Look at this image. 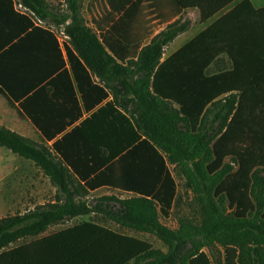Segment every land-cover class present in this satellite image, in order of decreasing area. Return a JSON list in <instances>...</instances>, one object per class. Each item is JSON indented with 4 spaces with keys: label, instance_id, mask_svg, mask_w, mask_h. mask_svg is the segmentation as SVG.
<instances>
[{
    "label": "trees",
    "instance_id": "obj_1",
    "mask_svg": "<svg viewBox=\"0 0 264 264\" xmlns=\"http://www.w3.org/2000/svg\"><path fill=\"white\" fill-rule=\"evenodd\" d=\"M67 1L70 13L62 17L72 18L67 32L76 51H69L74 76L80 84L82 78L88 81L90 93L99 91L104 99L108 94L93 82L96 75L115 97L85 121V127L95 125L85 143L72 142L78 137L77 127L53 144L55 154L0 125V147L32 162L57 187L50 200L0 217V264L168 261L147 240L95 221L42 235L52 224L93 212L81 196L103 184L136 194L97 198V204L120 206L125 217L117 222L138 231L154 225L161 237L174 234L158 219L159 214H171L178 198L171 166L182 172L189 185L193 174L204 175L214 195L227 199L233 209L232 216L223 219L211 214L208 222L215 228L222 226L214 237L225 247V264H264V122L260 120L264 111V7L256 8L250 0L237 2L163 60L166 46L191 22L178 19L144 45L149 29L141 22L137 27L135 19L145 18V10L152 8L163 20H171L196 6L201 19L207 20L237 0H203L201 4L198 0V5L152 0L148 6L143 0H107L111 10L105 37L81 20V0ZM23 2L38 15L57 19L46 0ZM223 54L231 60V68L210 73L211 64ZM115 84L119 94L123 92L122 106L127 110L133 103L134 113L127 115L115 107L120 105ZM209 116L219 126L207 138L203 130ZM78 152L90 162L89 173L79 171L80 178L94 174L83 186L75 184L71 171L77 169ZM215 205L212 212L218 214ZM21 240L22 244L13 246ZM181 264L212 262L198 249L184 255Z\"/></svg>",
    "mask_w": 264,
    "mask_h": 264
},
{
    "label": "crops",
    "instance_id": "obj_2",
    "mask_svg": "<svg viewBox=\"0 0 264 264\" xmlns=\"http://www.w3.org/2000/svg\"><path fill=\"white\" fill-rule=\"evenodd\" d=\"M132 1L134 3L135 0ZM184 1L186 4L194 5L203 3V0L199 3L198 0ZM239 1L241 0L231 3L207 20L201 19V12L196 6L184 9L171 20H163L152 8H149L144 11L147 13L145 18L144 15L143 17L139 15L135 19V25L138 27L141 22L148 27L150 35L144 41L146 45L170 23L185 15L191 24L166 46L163 55L165 60ZM250 1L256 8L264 7V0ZM257 1L260 2L257 3ZM46 2L49 9L56 14L57 19L38 15L24 4L23 0H0V125L52 150L55 142L62 141L65 135L77 127L80 131L76 134L78 137H74L72 142L78 145L85 143V137L94 133L92 130L95 129V125L92 127L90 123L86 127L83 126L85 121L91 119L93 114L104 108L108 102H113L115 96L106 87V82H101L96 75L91 77L94 83L107 91L108 96L104 99H100L99 91L90 93L92 92L90 83L85 79L82 78L81 84L77 82L69 60V51L76 54L71 36L67 32L72 18L62 17L70 13L69 3L67 0H46ZM81 3L83 16L86 18L85 24L99 37L107 36L109 29L107 16L111 10L108 1L81 0ZM151 3L152 0L142 2L145 6ZM160 3L173 5L172 0H163ZM175 4L178 3L175 1ZM196 24H199L201 28L194 29ZM115 85L119 97L115 99L120 102V105L116 104L115 107L127 115L134 113L133 103L127 110L122 106L123 92L119 94L117 84ZM32 117L36 119L37 124ZM101 131V125H99L97 133ZM53 154H55L54 151ZM78 154L80 156L74 160L77 169H71V171L75 184L83 186L94 174L80 178L79 171L89 173L90 162L85 160L82 153L78 152ZM57 156L60 157L58 154ZM56 192L57 187L52 185L49 178L32 162L21 158L6 147H0V217L19 209L24 211L27 203L33 200L51 199ZM135 195L133 192L103 184L81 197L83 199L103 196L128 198ZM85 221L92 220L86 216H78L70 219L67 226L63 223L52 224L42 236ZM100 223L116 230L106 223ZM22 243L23 240L13 246ZM209 258L212 264H225V256L218 257L217 260L210 256Z\"/></svg>",
    "mask_w": 264,
    "mask_h": 264
},
{
    "label": "rangeland",
    "instance_id": "obj_3",
    "mask_svg": "<svg viewBox=\"0 0 264 264\" xmlns=\"http://www.w3.org/2000/svg\"><path fill=\"white\" fill-rule=\"evenodd\" d=\"M260 1H257L259 3ZM62 7H60L61 9ZM83 6L80 10V18L85 21L86 18L82 12ZM188 20L185 15L181 18V22ZM199 24H196V29ZM201 28V27H200ZM232 66L231 60L227 55L223 54L211 64L210 73H217L220 71L228 70ZM260 120L264 122V111L260 112ZM219 122L213 119L212 116L208 117V122L203 133L206 137L213 136L218 130ZM230 160V158H228ZM175 172V177L178 183V198L175 207L172 209L168 217L159 214V223L167 227L174 234L161 237L157 228L152 225L147 231H138L134 228L126 227L119 222L118 218L123 219L125 214L118 204H109L105 206L104 203L97 204V198L86 199L89 202L93 212L83 215L95 222L106 223L114 227L117 231L138 236L148 242L152 243L155 249L160 250L163 255H167L168 261L160 264H181L182 257L188 253H194L198 249L205 251L210 257L218 259V257L225 256L224 245L217 240L214 235L219 231L222 226L217 228L208 224L211 214L216 217L226 219L233 214V209L229 206L228 200H221L219 196L214 195L211 185L204 175L193 174L191 180L192 185L188 184V179L184 177L182 172L177 168L171 166ZM49 199L42 201L33 200L27 203L26 208H32L35 204L44 203ZM212 203L216 204L218 214H215ZM102 205V206H101ZM81 216V217H83ZM228 216V217H227ZM70 220L62 222L68 225ZM217 263H219L217 261Z\"/></svg>",
    "mask_w": 264,
    "mask_h": 264
}]
</instances>
